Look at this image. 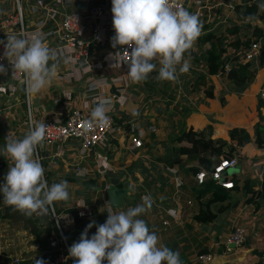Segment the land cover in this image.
Returning <instances> with one entry per match:
<instances>
[{"label":"crops","instance_id":"1","mask_svg":"<svg viewBox=\"0 0 264 264\" xmlns=\"http://www.w3.org/2000/svg\"><path fill=\"white\" fill-rule=\"evenodd\" d=\"M27 1L30 2V0ZM43 1L49 3L52 0ZM245 1L247 4L260 2V0ZM87 5V3L74 0L68 9V12L85 17ZM187 5H190V7L187 8ZM238 5H241V0H188V2L187 0H184V8L186 7L185 9L191 13L198 14L200 17L202 16V11L204 9L210 10L214 7H221L222 14L220 15L223 16V23H227L228 19H239V21H236L237 24L249 21H246L237 15L234 8ZM24 12L23 19L26 21V29L28 31H33L36 19H43L44 14L41 13L38 16L32 15L28 5H25ZM14 16V1L0 0V19H8ZM93 24L94 22L91 20L85 21L87 28H90ZM48 27H52V22H50L45 29ZM211 31L214 30L212 29L207 33H213ZM247 32H250L248 38H250L252 43L261 42L264 45V20L260 21L257 17L253 18L250 30ZM114 35L115 32L113 26H110L104 31V39L102 43L91 46L89 64L94 66V68L91 69L88 74H85V79L89 77H106L108 79L116 77L122 79H124L123 77L129 78L127 75L129 71L128 64L121 66L106 62V59L109 58L108 55L116 52L119 47H112L111 41ZM243 36H245V34H240V41L243 40ZM237 37L238 35L236 38ZM244 39L247 41V38ZM45 42L52 51L61 44L56 37L47 39ZM199 47L208 48V45H202L199 43ZM190 51L193 54L196 52V49L193 47L189 52ZM242 53L243 52H238L237 55L240 57ZM185 55L189 57V53H186ZM65 60L67 59H59L58 76L63 74L67 68V63H64ZM253 62L255 63V61ZM123 67H125L126 71L122 72L121 75L114 74V76H107L101 72L104 69L111 71ZM218 79H220V82ZM83 84L84 82H80L66 86L65 84L56 81L45 92L32 96V98H30L29 95V109L33 120L43 122L44 120L54 117L62 119L74 109L83 110L85 103L89 102L87 97L82 96L80 88ZM203 84L207 85L205 89H202V93L199 96L194 98L189 96V98L186 99L189 103L185 101V105L191 110V112L187 113L185 118L183 117L182 123L186 126V130L192 128L194 131L203 132L205 137H208L211 140L225 142V151H228L232 145L228 137V133L231 129L242 128L247 131L250 141L245 146L237 149V155L235 156L238 164L234 169L229 170L232 171L231 173H228L229 171L227 172V178L233 182L234 177L235 180L238 181V186L234 193H232L231 200L220 205V207L224 208L222 211L217 210L219 208L218 205H211L209 207L211 212L216 213L215 219L210 223L201 224L194 220L195 215H197L200 210L206 211L204 202L208 201L209 196H205L198 202L192 199V195L191 200L186 201L187 206L174 202L173 205H170L171 207H164L162 208L163 211L158 212V214H163V216H159V218H155L152 221L149 218L144 220L149 229L158 235L161 243L172 250L179 252L183 264H264V199L262 197L258 198L255 205L245 204L246 199L252 197L253 193L261 191L262 185L264 184V149H258L253 142V128L258 121L257 116L259 105L257 95L261 87L264 86V67L256 68L255 79L252 84L238 92H235L229 85H227L223 78L215 75L209 76L207 82ZM209 86H213L214 88L213 99H208L205 96V92L208 90ZM188 87H191V85ZM22 90V87L17 85L15 92L6 93L4 96L0 97V149L4 147V142L8 135L11 136L13 134V138H23L26 134L25 130L24 134L19 130L20 126L22 124L25 125L27 122L26 115L24 116L26 105L24 104L23 99L25 98V94L23 98L24 91ZM105 91L110 94V88H106ZM63 92L69 94L70 100H65ZM73 94L78 96V101H75V99L72 98ZM221 98L225 102L224 105H221L220 103ZM124 99L125 101L122 105L120 104V101L115 103L114 110L116 107L119 112L129 115L133 109L129 108L127 103L130 101V98L127 95L125 96V93ZM196 99H199V101H195ZM261 113L264 116V109H261ZM122 124H125V122ZM125 125H123L125 126V129L119 125L121 132L116 134L114 139L110 140V143L104 147L102 146L93 149L90 156L85 160H80L78 158V147L76 144L68 145L66 147L65 155L60 158L54 157V151L50 148L43 147L40 149V158L42 162H45L43 167L45 169V178L49 185L56 182L57 166H61L63 171H67L69 167H73L72 178L75 176L74 180H78L85 177L86 173L90 172L89 169L91 167L89 162L93 161L95 162L93 167H95L96 172L102 176L103 183H106V186H109V178H114V176H111V173H113V170L115 169L112 168L111 165H108V159L102 156L97 150L107 149L108 147L117 144L123 148L124 151L131 154L135 151H139L130 150V144L127 142L128 131L131 127L130 125H137L145 131L143 144L145 141L147 142L150 136H153L156 133V127L154 124L130 121ZM149 126L153 127L155 131L148 132L147 128ZM250 146L251 149H249ZM109 151L115 152V149ZM103 159L106 162V169H100L98 167L100 160ZM114 159L115 158H113V160ZM10 164V160L0 156V184L4 183V176L6 175ZM181 165L177 167L173 164L174 169L172 170V177L175 179L177 189L183 187V182L177 176V170H179ZM47 167L48 169H46ZM78 168L82 169L83 174L85 173V175L82 176V172L78 174ZM192 177L193 176H188L192 184L198 187L192 181ZM177 184H180V186L178 187ZM189 190L190 194H192L191 187ZM103 191L105 194H103L101 200H104L102 202L104 205V202L107 201V193L105 190ZM81 202L85 201L80 200L77 203ZM122 203L123 205L120 209H114L111 212L117 214L123 212V210L127 211L129 209L127 206L132 205L127 198H123ZM103 211L105 212L104 208ZM97 212L100 215L99 217L102 220V223L99 222L96 226L103 224L106 221L102 216L103 213L98 210ZM105 214L107 215L108 213L105 212ZM20 215L22 214L18 211H14L10 206L5 204L0 206V264H20L21 262L26 263L27 261L30 263H36V260H46L44 256H46L45 253L48 250L47 239L53 234L49 227L48 220L46 217H35V215H33L32 217L38 220V226L35 227L30 221L22 218L19 219ZM164 222L167 224L164 225ZM234 227H242L245 230V241L241 247L235 248L234 246H230L228 248L230 251H227L224 246V241L227 236L233 232ZM32 228L33 230L36 229L38 231L37 233H39L37 239L31 230ZM94 229L95 231L93 230V234L96 232V227H94ZM20 232L25 236H28L27 240L28 243H30L28 246H23V243L21 244L18 238ZM48 233L49 236L45 238ZM203 254L211 255L212 260L208 263H199L197 257ZM29 262H27V264H29ZM104 264H106V261Z\"/></svg>","mask_w":264,"mask_h":264},{"label":"clouds","instance_id":"2","mask_svg":"<svg viewBox=\"0 0 264 264\" xmlns=\"http://www.w3.org/2000/svg\"><path fill=\"white\" fill-rule=\"evenodd\" d=\"M112 24L115 32L113 48L131 49L128 76L133 84L147 81L157 71L158 82L179 83V75L191 67L186 53L193 48L202 32L198 14L183 7H173L170 0H111ZM259 7L264 8V3ZM246 21L253 19L245 18ZM3 57L12 66L11 77H20L19 84L26 94L36 96L45 92L58 80L59 59L42 37L31 41L22 36L9 35ZM67 63V60L64 61ZM0 74L7 69L0 63ZM112 105L107 101L96 104L86 121V127H106ZM138 116V113H133ZM48 126L31 121L23 138L8 135L0 156L11 161L4 183L0 184L2 203L22 215L47 216L56 203L70 199V184L66 180L49 185L45 178L39 150L44 147ZM234 186V183H233ZM232 190V189H231ZM154 201L145 195L142 203L126 212L107 214L106 222L96 226L89 223L78 242L69 248L75 264H183L178 251L160 242L144 219ZM96 232L89 238V229ZM36 264H45L36 260Z\"/></svg>","mask_w":264,"mask_h":264},{"label":"built area","instance_id":"3","mask_svg":"<svg viewBox=\"0 0 264 264\" xmlns=\"http://www.w3.org/2000/svg\"><path fill=\"white\" fill-rule=\"evenodd\" d=\"M15 5V16L8 19H0V41L7 42V36L17 35L29 39L31 41L35 37H42L45 41L56 37L61 43L54 48V53L59 59H67V68L65 72L58 76L57 82L65 84L66 86L84 82L87 86L88 93L91 94L87 99L89 102L85 103L83 110H72L64 118L54 117L44 120L48 126L46 140L44 142L45 148H50L54 151V157L60 158L65 155L66 147L71 144H76L78 147V158L80 160L87 159L92 153L93 149L104 147L110 140L114 139L115 135L121 132L117 120L114 117V105L120 101L122 105L125 101V80L122 78L108 79L100 77L94 80L93 77L84 78L94 66L89 64L90 48L95 44H101L104 39V31L106 28L113 26L111 0H78L82 3H87L86 16L82 17L75 13H69L68 9L74 0H52L45 3L43 0H13ZM173 7L177 5L184 8V0H170ZM25 5L29 6L30 12L34 16L41 13L44 14L43 19H36L34 30L28 31L26 29V21L23 19V9ZM199 5V4H197ZM86 20H91L94 24L87 28ZM52 22V27H45ZM131 49L118 47L116 52L108 55L107 63L115 65H127L131 57L129 53ZM4 45L0 44V63L4 64L7 69V75L0 74V97L6 93H13L16 91V86L19 84L20 77H11L12 66L9 61L3 57ZM264 53V45L261 42H253L248 49L241 55L242 62L257 61ZM228 71V67H226ZM115 88L119 97L107 93L106 88ZM21 86V85H20ZM22 87V86H21ZM27 105V127L29 130L30 122L33 121L31 111L29 109V95L26 94L22 87ZM65 100H70L69 94L63 92ZM258 100L264 106V86L258 92ZM25 99V98H24ZM107 101L112 107L108 113L110 120L106 127H86V121L90 119V113L98 102ZM128 131L127 142L130 144V150H140L143 148V140L145 138V131L137 125H130ZM148 132H154L153 127L147 128ZM14 136L13 134L11 135ZM105 160H100L98 167H105ZM238 164L236 157L234 158H219L213 166V170L199 171L192 181L197 186H202L207 181H212L214 185L225 190L233 189V182L227 178V172L234 169ZM77 170V169H76ZM78 168V174L81 173ZM103 173V172H102ZM179 187L180 184H177ZM108 186L105 187L107 191ZM189 204V203H188ZM104 209L106 213L114 209L110 208L107 201L104 202ZM60 211L59 213L50 210L46 217L49 227L52 231V236L47 239L48 250L46 251V264H75V259L69 255V246L66 241V234L72 232L77 225V220L92 221L94 215L97 213V207L93 204H86L85 202L76 203L73 208ZM35 217H41L35 215ZM167 223L164 222V225ZM245 241V230L242 227H234L233 232L227 236L224 241V246L227 251L228 248L234 246L239 248ZM212 260L211 255L203 254L197 257L199 263H208Z\"/></svg>","mask_w":264,"mask_h":264},{"label":"rangeland","instance_id":"4","mask_svg":"<svg viewBox=\"0 0 264 264\" xmlns=\"http://www.w3.org/2000/svg\"><path fill=\"white\" fill-rule=\"evenodd\" d=\"M243 1L245 0H241V3ZM189 7L190 5H187V8ZM220 8L221 7H214L210 10L204 9L202 11V16H199V19L202 21L203 27L202 34L198 40L203 38L207 33L205 31L206 28H209L208 31L213 29L214 31L211 32L218 36H223L222 39L226 44H229V42L236 39L240 40V34H245L241 42L246 40L244 38L250 40V38H248L250 32L247 31L250 30L253 19L238 24L236 21H239V19H228L227 23H223V16L220 15L222 14V10ZM24 13L23 9V15ZM233 28L238 29L237 38L230 34V31ZM219 32L221 34H218ZM198 40L193 46L196 49V52L192 54L190 51L188 52L189 57L186 56V58H190L191 67L189 71L184 74L178 73L180 80L179 83L158 82L156 76L158 74L159 65H157V71L152 72L145 82L133 84L128 77H123L126 79L124 86L125 96L127 95L130 98V101L127 104L129 108L133 109V111L129 115H126L119 112L115 107L114 117L117 121L121 120V124L117 125H120L123 129H125V124L130 121L155 125L156 133L153 136H150L147 142H144L143 148L132 154L124 151V149L117 144L110 146L107 149L97 150L102 156L109 160H107L108 165H111L112 168L115 169L113 170L114 172L111 173V176H114V179H118L119 184H121L123 189L127 191L123 198L129 199L132 203V205L127 206L128 208L141 204L142 198L145 195L150 194L153 198L154 203L151 209L146 214L138 217L140 219L146 220L149 218L152 221L155 218H159V216H163V214H158L159 211H163L162 208L171 207L170 205H173L174 202L187 206L186 201L191 200L189 189L192 186V182L185 174V167L181 165L179 170H177V176L183 182L182 188H176L175 179L172 177V170L174 169L173 164L178 160L177 148H175L173 142L181 131L184 128L186 129V126L182 123V119L183 117H186L187 113L191 112V110L185 105V101L189 103L186 99L189 98V96H192L193 98L199 96L202 93V89H205L207 85L203 83H206L207 78L212 76L209 74L208 66L205 63V50L208 48H200ZM125 71L126 69L123 67L111 71L104 69L101 72L107 76H114V74L121 75L122 72ZM97 78H94V80ZM218 81L220 82V79H218ZM189 85H191V87H188ZM80 90L84 97H89L91 94L94 95L98 93H88L85 84L82 85ZM30 98H32V96H30ZM72 98H74L75 101H78V96L76 94H73ZM23 100L26 105V97ZM195 101L198 102L199 99H196ZM257 101L258 105H260L258 97ZM133 113H138V116H134ZM25 115L27 118V105L24 116ZM124 122L125 124H122ZM25 125L22 124L19 129L23 134L24 130L25 133L28 131L27 124ZM111 149H115V152L109 151ZM249 149H251V146ZM113 158L115 159L113 160ZM217 161L218 160H216V162ZM94 163L95 162L93 161L89 162L91 167L89 169L90 172L86 173L85 177L78 180H74L75 176L72 178L73 167H69L67 171H63L61 166L56 167L57 178L55 181L58 183L61 180H66L70 184V199L66 203L60 202L55 204L54 208L57 213L73 208L78 201L84 200L86 204L96 205L97 210L103 213L102 216L104 220L107 219V215L103 211L104 205L102 202L104 200H101L103 194H105L103 193V190L105 189L106 183H104V186L102 176L97 173L95 167H93V165H95ZM46 169H48V167ZM81 172L82 176L85 175V173L83 174V170ZM101 185L103 187H101ZM123 212H126V210H123ZM97 215L100 216L98 212ZM94 231L89 233L90 237L93 235ZM18 238L21 244L23 243V246H28L30 244L27 240L28 236H25L22 232H20ZM44 258H46V256H44ZM44 262L46 264V260ZM23 263L21 262L20 264ZM29 264L31 263L29 262Z\"/></svg>","mask_w":264,"mask_h":264},{"label":"trees","instance_id":"5","mask_svg":"<svg viewBox=\"0 0 264 264\" xmlns=\"http://www.w3.org/2000/svg\"><path fill=\"white\" fill-rule=\"evenodd\" d=\"M262 3H264V0H260L259 3L252 2L250 4L243 1L241 5L236 6L234 10L243 19L248 17H257V19L262 21L264 20V8L259 7ZM208 30L209 28L205 29L206 32H208ZM218 34L221 33L219 32ZM230 34L237 36L238 29L233 28L230 31ZM222 38L223 36H218L214 33H206L203 38L198 40V42L202 45L209 43L208 49L205 50V63L208 66L209 74L223 78L227 85H229L235 92H238L252 84L255 79L256 68L264 67V53L257 61H255V63L242 62L237 53L244 52L250 47L252 42L250 40L241 42L239 39H236L229 42V44H226ZM226 67H228V71H226ZM213 90V86H209L208 90L205 92V96L208 99H213ZM220 103L221 105L225 104L222 98L220 99ZM261 108L264 109V106L260 104L258 107V121L253 128V142L255 147L258 149H264V116L261 113ZM120 122L121 120L117 121V123ZM228 137L232 145L228 151H225V142L211 140L210 138L205 137L201 131H194L192 128L186 130L184 128L173 142L175 148H177L178 154V160L174 163V166L178 167L183 164V166H185L184 171L186 175L193 177L199 171H212L213 166L216 164V160L219 158L229 159L236 157L235 155H237V149L245 146L250 141L249 134L242 128L231 129L228 133ZM41 163L42 166H44L45 162L41 161ZM233 183L234 187L232 190L222 189L221 187L214 185L212 181L205 182L202 186H198L199 188L192 184L191 195L194 201L199 202L200 199L205 196H209L208 201L204 202L206 211L200 210L199 213L195 215L194 220L201 224L212 222L215 219L216 213L211 212L209 207L211 205H218L219 208L217 210L222 211L224 208L220 207V205L231 200L232 193H234L238 186V181L235 180L234 177ZM101 187L103 186L101 185ZM117 188L121 189L123 187L119 184ZM260 197L264 199V184L262 185L261 191L253 193L252 197L246 199L245 204L255 205L256 200ZM2 201L3 196L0 194V206L3 204ZM69 211L72 212L70 209ZM20 218L30 221L35 225V227L38 226V220L33 217L20 215L19 219ZM92 221H95V224H99V222L102 223V220L97 213L94 215ZM89 223H91V221L77 220V225L74 230L65 236L69 248L73 243L79 241L81 233L85 230ZM31 230L37 239L39 236V233H37L38 231L36 229L33 230V228ZM93 230L94 227L89 229L88 234ZM49 233L45 236V238L49 236Z\"/></svg>","mask_w":264,"mask_h":264},{"label":"water","instance_id":"6","mask_svg":"<svg viewBox=\"0 0 264 264\" xmlns=\"http://www.w3.org/2000/svg\"><path fill=\"white\" fill-rule=\"evenodd\" d=\"M110 94L114 95L116 97L119 96V93L115 90V88L111 85L110 88ZM232 171H229L228 173H231ZM109 186L106 191L107 193V204L112 209H120L123 205L122 199L126 194V190L121 188H117L119 185V180L114 178H109Z\"/></svg>","mask_w":264,"mask_h":264}]
</instances>
